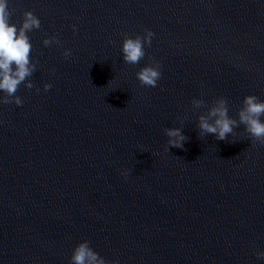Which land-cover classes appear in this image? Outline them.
Returning <instances> with one entry per match:
<instances>
[{
	"label": "water",
	"instance_id": "1",
	"mask_svg": "<svg viewBox=\"0 0 264 264\" xmlns=\"http://www.w3.org/2000/svg\"><path fill=\"white\" fill-rule=\"evenodd\" d=\"M9 7L41 28L28 33L34 87L20 86L22 107L0 104V264H70L84 241L109 264H264V146L243 126L230 143L199 136L207 109L192 105L225 97L238 118L246 96L264 101V0ZM146 29L144 60L124 63L125 34ZM150 57L155 88L136 76ZM165 128H183V150L166 151Z\"/></svg>",
	"mask_w": 264,
	"mask_h": 264
},
{
	"label": "clouds",
	"instance_id": "2",
	"mask_svg": "<svg viewBox=\"0 0 264 264\" xmlns=\"http://www.w3.org/2000/svg\"><path fill=\"white\" fill-rule=\"evenodd\" d=\"M15 14V9L9 7V0H0V92L3 98L0 104H15L22 107L23 101L17 96V92L22 84L28 89H32L34 84L31 77L37 70L36 63L32 62V43L28 33L41 28V21L32 11L23 13V22L20 26L11 23V17ZM73 25V31L76 32ZM155 33L145 30L144 36L137 35L130 38L125 34L122 45L124 63L138 65L146 56L145 45L151 47ZM45 47L53 44L59 45L60 40L53 36L43 41ZM65 59L71 56V51L63 53ZM152 63L143 67L136 76L141 87L155 88L162 77L161 64L155 62L154 58H149ZM38 63V62H37ZM51 84L44 85V91H50ZM39 92V89H37ZM192 105L195 109H207L204 114L199 115L197 128L199 136L213 135L219 141L229 142V136L237 135L236 130L243 126L248 139L253 145L264 146V101L256 95L246 96L242 107L238 110L237 117L229 115V100L220 97L209 107L205 100L194 99ZM178 119H180L178 117ZM186 119V117L184 118ZM183 123V120H181ZM168 137L166 151L171 148L184 149L185 142L189 137L184 135L183 128H165ZM230 143V142H229ZM235 143V141L231 142ZM127 178L129 172L122 173ZM257 259H264V251L256 254ZM70 264H109L100 257L91 247L88 241L80 243L73 251Z\"/></svg>",
	"mask_w": 264,
	"mask_h": 264
}]
</instances>
